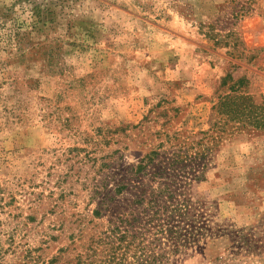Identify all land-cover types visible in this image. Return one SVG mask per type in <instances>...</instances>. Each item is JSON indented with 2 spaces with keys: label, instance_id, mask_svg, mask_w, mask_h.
Wrapping results in <instances>:
<instances>
[{
  "label": "rangeland",
  "instance_id": "374dc122",
  "mask_svg": "<svg viewBox=\"0 0 264 264\" xmlns=\"http://www.w3.org/2000/svg\"><path fill=\"white\" fill-rule=\"evenodd\" d=\"M0 264H264V0H0Z\"/></svg>",
  "mask_w": 264,
  "mask_h": 264
},
{
  "label": "trees",
  "instance_id": "16d2710c",
  "mask_svg": "<svg viewBox=\"0 0 264 264\" xmlns=\"http://www.w3.org/2000/svg\"><path fill=\"white\" fill-rule=\"evenodd\" d=\"M175 207H173V209H174Z\"/></svg>",
  "mask_w": 264,
  "mask_h": 264
}]
</instances>
